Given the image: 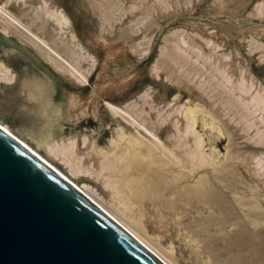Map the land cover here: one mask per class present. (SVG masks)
I'll use <instances>...</instances> for the list:
<instances>
[{"label":"rangeland","instance_id":"374dc122","mask_svg":"<svg viewBox=\"0 0 264 264\" xmlns=\"http://www.w3.org/2000/svg\"><path fill=\"white\" fill-rule=\"evenodd\" d=\"M259 2L261 11H258L255 6ZM262 3L264 0H0V6L6 7L22 23L29 24L30 28L32 27L43 39L60 44L59 49L61 48L62 55L69 61L74 60L71 61L74 65L78 61L79 66H76L80 68L77 69L82 70L87 77L86 82H80L70 72L59 67L43 48L33 44L23 32L0 18V120L7 123L12 131L33 147L36 146L35 148L39 149L38 151L43 155L45 152L41 146L39 147V141L47 133L61 138L73 135L74 138L76 137L78 150L91 153L100 146L107 147L111 137L116 138L112 116L104 114L101 107L105 105L104 100L123 106H131L135 103V108L144 106L148 114L142 115H147V119L150 116L154 117L155 120L156 110L150 109L151 107L147 104L154 102L157 108H161L163 105L161 103L170 101L174 105V101H171L175 95L174 92H180V101L190 94L204 101L207 107H211L220 116L222 114L221 118L234 142L230 150L232 153H241L243 159L241 163L240 159L235 160L231 184L237 187L241 200L257 202L256 204H259L264 212V166L254 164L257 158L261 160L264 158L262 155L264 142L258 138V134L264 132V118L260 115H264V112H256L254 125L244 132L243 130L246 129L242 122L234 123L238 115L232 117L234 111L225 104L226 94L212 85L208 75L210 64L214 61L217 64L219 62L224 64L229 74L234 75L233 79L242 75L250 80L253 83L251 92L258 89L264 94V4ZM58 11L67 18V22L62 25L55 21ZM143 18L146 19L143 20ZM177 36L184 37L188 42L193 39V43L196 42L195 44L200 47L197 50L205 53L204 61L200 58L197 62L194 60L189 62L178 57L177 62L174 63L166 59V56L157 57L161 51L160 47L166 48L167 45L171 47L174 43L170 41L175 42ZM162 37H167L166 39L169 40H163ZM209 38L210 42L206 43ZM256 41H259L262 48L259 45L254 48ZM63 43H68L67 47H64ZM223 53L225 57L221 55ZM206 54H209L210 60L206 58ZM156 58L161 59L156 60ZM162 60L168 61L166 64L168 67L160 63L161 67L157 71L154 69L155 63ZM201 64L203 65L200 66ZM157 66L159 67V63ZM5 67L7 75L12 77L10 81L1 79ZM153 69L157 73L154 74ZM168 71H171L173 76ZM167 72L170 77H167ZM75 73L78 74L75 71L73 75ZM165 75L167 78L164 77ZM66 77H69V81ZM173 78L174 80L179 78L180 83L174 84ZM206 79L209 81L208 84H204L207 89L203 93V89L198 90L197 85L200 80L207 81ZM44 88L49 89L51 93ZM32 90L33 94L37 93L43 98L46 94V100L50 101L49 110L42 113L45 117L40 114L38 119L32 116L30 111L28 112V108H31L33 103L29 100ZM47 91L50 96L49 94L47 96ZM143 91L148 92L149 99L153 101L145 97V101H149L147 104L144 103L141 96ZM53 92L57 93H54L56 96L52 94ZM48 97L53 99L50 98V100ZM142 102L144 105L141 104ZM224 113H226L225 116H223ZM114 116H118L122 123L129 125L124 118H120L121 116ZM230 118L233 121L229 120ZM37 119L40 122L44 121L40 123ZM254 133L257 135L254 136ZM262 135L264 136V133ZM82 136L87 138L85 145L80 143ZM227 140L221 139L218 143L220 153L226 151ZM92 141H95L93 146L90 145ZM92 147H95L94 150H90ZM242 155L248 158L246 157L245 160ZM52 159L51 161L57 167L67 172L59 160H56L57 158ZM75 180L88 184L100 196L107 198L89 174H80ZM194 202L192 200L188 206H185L183 221H190L192 224L196 222L194 224L196 225L197 221L192 215H197L198 206ZM201 215H205L204 212ZM232 227L229 224L226 226L225 232L221 235L222 239L218 241L220 244L224 245L226 240L233 237ZM152 229V225L147 223L146 231L149 232L147 233L158 235V238L155 235L154 238L159 241L161 247H169L172 243L177 262L188 264L184 258L187 255L184 244L176 238V235L173 236L178 229L161 230L158 234L155 229ZM208 230L213 233L212 228ZM203 235L205 236V233ZM240 247V245H233L225 251H237Z\"/></svg>","mask_w":264,"mask_h":264},{"label":"bare ground","instance_id":"6f19581e","mask_svg":"<svg viewBox=\"0 0 264 264\" xmlns=\"http://www.w3.org/2000/svg\"><path fill=\"white\" fill-rule=\"evenodd\" d=\"M257 4L258 5H255L256 9L261 11L260 2ZM0 18L15 29L23 32L33 44L43 48L46 53L58 63L59 67L70 72L71 75L79 79L80 82L87 81V77L83 71L81 70V72L79 71L80 69H77L80 68L77 67L79 66L77 65L79 64L78 61L75 59V61H77L76 66L73 62L71 63V61L74 60L71 59V61H69L67 57L62 55L61 48L59 49L60 44H55L43 39L32 27V29L30 28L29 24L26 25L22 23L4 6H0ZM145 19L143 18V20ZM55 21L62 25V23L67 22V18L61 11H58L55 15ZM120 36L121 35H119V37ZM177 37L175 42L170 41V43H174L172 44L173 46L169 44L172 48L170 46L168 47V45L166 48L160 47L161 51L157 57L159 56L162 58L161 55L164 57L166 56V59L174 63L180 58H182L181 60H194L196 62L200 58L203 60L205 53L203 54L199 49L197 50V48L200 47L197 46L198 44H195L196 42L193 43V39L188 42L182 36H180V38L179 36ZM166 38H163V40ZM204 39L205 38H203V40ZM254 40L253 42L255 44ZM209 42L210 38L206 40V43ZM258 42L256 41L254 48L259 45ZM67 44H64V47H67ZM215 45L217 46L218 44ZM216 46L215 48H217ZM214 53L216 54V52ZM208 55L206 54V58L210 60V56ZM221 55L223 57L226 56L224 53ZM158 59L156 58V60ZM157 63H159V67ZM160 63L166 65L168 61L162 60L161 62H156L154 69L157 71L161 67ZM202 65L203 64L200 66ZM166 67H168V65H166ZM224 67V64H219V62L217 64L215 61L212 62L209 66V80L214 87L220 88L223 93L226 94L227 100L225 104H228L234 111L232 117L238 115L234 123L239 124L242 122L246 129L243 130L245 132L254 125L253 120H256L254 116L256 115L255 113L264 112V94L258 89L251 92L253 83H251L250 80L242 75L233 79L232 76L234 75L229 74ZM6 69L5 67L1 79L10 81L12 77L7 75ZM203 69L204 66L202 70ZM75 71L78 74L75 73V75H73ZM168 72H170V75L172 74L171 71ZM168 72L166 73L167 77L169 76ZM155 73L157 72L155 71L154 74ZM171 76H173V74ZM164 77L167 78L166 75ZM191 77L193 78V76ZM66 78L68 80L69 77ZM175 79L176 80L173 78V83L179 84V78ZM200 79H202V77ZM209 80H200L197 85L198 90L203 89V93L206 92L207 88L205 89L204 84ZM34 90L36 91V89ZM40 90L42 91V89ZM46 90L49 89H45V91ZM143 92L141 96L144 103L147 104L149 100L153 101L149 99L150 94H148V92ZM54 93L57 94L56 92L52 94ZM174 94L172 100L170 99L174 101V105L172 104L173 102L170 101L161 103L163 104L162 106L160 105L161 108H157L154 102L147 104L151 107H148V109L154 108L156 110L155 120L153 119L154 117L150 116V118L148 117V119H150L149 121L146 117L147 115H142L147 113L145 108H143V102L141 103L143 107L138 106V108H135L136 105L132 102L133 105L131 104V106H123L104 100L105 105L101 107L104 114L112 116L115 124L114 131L116 138L114 139L111 137L107 147L100 146L95 150V147H92L90 150L93 149L94 151L91 153H87L88 151L86 153L80 152L76 147V137L74 138L73 135L67 138H61L55 137V135H49V133L45 135L42 132L44 135H39L42 136L39 141V147L41 146L44 150L45 154L43 155L38 151L39 149L35 148L36 146L33 147L12 131L7 123L0 120V127L4 132L18 140L20 144L33 152L50 168L65 178V180L72 184L85 198L99 207L103 213L147 248L163 264H179L174 256L173 244L170 243L169 247L166 248L163 245V247H161L159 241L154 238L155 234L149 235L148 230L146 231L147 223L152 225L157 234L161 230L169 231L171 229H178V232L173 234V236L176 235V238L184 244L187 250V255L184 258L185 262L188 264H238L239 262L243 264H264V212L260 205L256 204L257 202L241 200L237 187L231 184L232 176L234 175L235 160L240 159L241 163L243 159L241 158V153H232L230 150L234 142L232 141V137H230L231 135L228 128H226L225 122L221 118L222 114L220 116L218 113L214 112L211 107H207L204 101L190 94L181 101L180 92L177 91L176 93L174 92ZM208 94L206 95L207 97L209 96ZM30 95L31 98H29V100H32L33 103L30 102L32 107L28 108V112L30 111L32 116L38 117L39 119L40 114L49 110L50 101L46 100V94H44L43 98L39 96V94L37 95V93L33 94V90ZM52 97L50 98L53 99ZM145 97H148L149 100L145 101ZM50 98L48 97V99ZM53 107L52 109H54ZM54 112L56 111L54 110ZM114 115L121 116L120 118H124L129 125L122 123L120 121L121 119L119 120V118H117L118 116L115 117ZM225 115L226 113L223 114V116ZM260 115L264 118L263 114ZM43 117L45 116L43 115ZM231 119L232 118L229 120ZM42 121L44 120L39 122L43 123ZM45 122L47 121L45 120ZM263 133L264 132H262V134ZM257 134L254 133V136ZM259 134L258 138L264 142V136L261 133ZM81 139V144L87 141L85 136H82ZM221 139H228V146L226 151L224 150V153H220L218 149V143ZM94 142L95 141H92L90 145L93 146ZM256 156L255 158H257ZM246 157L243 158L246 160ZM51 158H57L56 160H59V163L67 169V172L57 167L51 161ZM263 159L264 158H262V160L257 158L254 164L256 166H264ZM80 174H89L93 177L94 181L97 182L107 198L100 196V194L96 193L88 184L76 181L75 178L80 176ZM192 200L195 201L194 203L198 206L197 215H192L193 213L190 214L194 217L195 221H197L196 225H194L196 222L192 224L190 221H183L185 206H188V203ZM202 212H204L205 215H201ZM228 224L233 226L231 228L233 237L226 240L224 245H222L218 241L222 239L221 235L225 232ZM209 228L213 229V233H210L208 230ZM204 233L205 236L203 235ZM233 245H240L241 247L237 249V251H225Z\"/></svg>","mask_w":264,"mask_h":264},{"label":"water","instance_id":"95a60500","mask_svg":"<svg viewBox=\"0 0 264 264\" xmlns=\"http://www.w3.org/2000/svg\"><path fill=\"white\" fill-rule=\"evenodd\" d=\"M0 264H163L0 127Z\"/></svg>","mask_w":264,"mask_h":264}]
</instances>
